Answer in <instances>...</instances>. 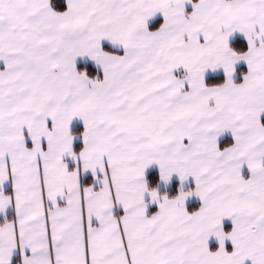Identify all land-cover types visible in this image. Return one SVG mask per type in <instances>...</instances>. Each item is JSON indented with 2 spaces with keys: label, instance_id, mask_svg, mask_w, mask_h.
Wrapping results in <instances>:
<instances>
[{
  "label": "snow or ice",
  "instance_id": "obj_1",
  "mask_svg": "<svg viewBox=\"0 0 264 264\" xmlns=\"http://www.w3.org/2000/svg\"><path fill=\"white\" fill-rule=\"evenodd\" d=\"M0 264H264V0H0Z\"/></svg>",
  "mask_w": 264,
  "mask_h": 264
}]
</instances>
